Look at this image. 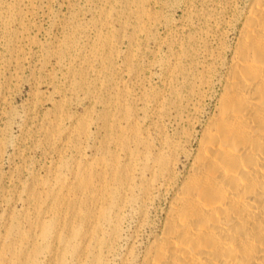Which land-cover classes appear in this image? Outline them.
Returning <instances> with one entry per match:
<instances>
[{
    "label": "rangeland",
    "instance_id": "374dc122",
    "mask_svg": "<svg viewBox=\"0 0 264 264\" xmlns=\"http://www.w3.org/2000/svg\"><path fill=\"white\" fill-rule=\"evenodd\" d=\"M246 3L0 0V264L90 262L97 236L114 231L102 217L116 212L118 159L134 162L120 142L138 130L159 148L189 125ZM62 197L68 212L50 218ZM163 205L121 209L106 264H118L133 233L142 249ZM84 233L95 238L84 243Z\"/></svg>",
    "mask_w": 264,
    "mask_h": 264
},
{
    "label": "bare ground",
    "instance_id": "6f19581e",
    "mask_svg": "<svg viewBox=\"0 0 264 264\" xmlns=\"http://www.w3.org/2000/svg\"><path fill=\"white\" fill-rule=\"evenodd\" d=\"M236 23L213 77L202 78L211 91L191 102L196 115L189 125L160 137L159 148H150L138 130L120 142L134 162L120 165L118 159L117 196L110 205L116 212L102 217L114 231L97 236L99 250L88 264H106L103 250L120 236L122 208L137 203L142 216V207L160 200L159 224L146 222L150 231L137 252L140 233L131 234L118 264H264V0H247ZM207 96L208 109L200 102ZM84 192L86 200L98 199ZM59 202L50 218L68 212V199ZM84 234V243L95 238ZM15 248L22 246L10 251Z\"/></svg>",
    "mask_w": 264,
    "mask_h": 264
}]
</instances>
